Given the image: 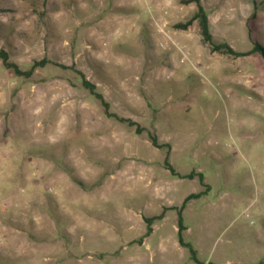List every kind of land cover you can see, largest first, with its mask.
<instances>
[{"label":"rangeland","instance_id":"obj_1","mask_svg":"<svg viewBox=\"0 0 264 264\" xmlns=\"http://www.w3.org/2000/svg\"><path fill=\"white\" fill-rule=\"evenodd\" d=\"M264 47V0H201ZM182 0H0V264H264V57ZM184 48L186 57L180 50ZM74 65L110 109L82 87ZM184 239L178 240L177 209ZM164 211L146 231L145 217Z\"/></svg>","mask_w":264,"mask_h":264},{"label":"trees","instance_id":"obj_2","mask_svg":"<svg viewBox=\"0 0 264 264\" xmlns=\"http://www.w3.org/2000/svg\"><path fill=\"white\" fill-rule=\"evenodd\" d=\"M182 2L183 3L194 2L196 4L197 9H196L195 13L187 21L176 23L175 25L177 27L186 28L189 24H191V22L193 20L198 19L199 23H200V27H201L202 37H203L205 42L210 44L211 49L213 51L228 52V53H231V54L236 55V56L250 54L252 52L257 51L264 57V47L260 42H254L252 49L249 51H245V52L234 50L232 48V46H230L226 42H216L213 38L211 31H210L208 14H207V11L202 4V1L201 0H182ZM0 60L2 61L4 67L9 69L13 74H15L17 76H23L26 78L31 77L33 75L34 71L38 67H44L45 65H47L48 63L51 62L47 58H41L38 60H34L28 68H21L18 65V63H16L15 61H13L10 58L9 53L3 48H0ZM55 64L59 65L63 68L72 69L73 71L78 73L82 87L87 89L91 95H93L94 97H96L100 101L101 105L104 108V112L108 117H113V118L119 120L120 122H124L130 126H133L134 132L137 134L142 133L143 131H146L152 145L159 147V148H165L166 150H165V156H164V165L168 169H170L173 174L179 175L180 177L190 178V179L194 178L197 175L199 177V180L202 183H204V174L201 171H199V172L191 171V172L184 173V174L177 172L175 170L174 166L172 165V163L170 162V158H169L170 157V144L159 142L158 136L156 133H154L151 130H148L147 128H145L143 126H141L138 122L132 120L131 118L121 116L118 113L111 111L110 103L105 99L102 92H100L97 89L96 84L93 83L92 81H90L80 69L76 68L74 65L67 66L65 64L56 63V62H55ZM199 195H200V193L188 194L184 198L180 207L177 209V217H178V232H177V234H178L179 243H180V245L187 247L189 249L192 257L195 260H198L197 259V250L189 242H187L183 236V230L186 228V226L184 224L182 210L185 207V205L189 199H191L192 197H195V196H199ZM163 217H164V211H162L161 213H159L157 215L145 217L146 231H145L144 236H147L152 232L153 221L156 219H162Z\"/></svg>","mask_w":264,"mask_h":264},{"label":"built area","instance_id":"obj_3","mask_svg":"<svg viewBox=\"0 0 264 264\" xmlns=\"http://www.w3.org/2000/svg\"><path fill=\"white\" fill-rule=\"evenodd\" d=\"M180 50L183 52V54H184L185 57H186V55H187L188 52H186L184 48H181Z\"/></svg>","mask_w":264,"mask_h":264},{"label":"crops","instance_id":"obj_4","mask_svg":"<svg viewBox=\"0 0 264 264\" xmlns=\"http://www.w3.org/2000/svg\"><path fill=\"white\" fill-rule=\"evenodd\" d=\"M221 264H224V263H221Z\"/></svg>","mask_w":264,"mask_h":264}]
</instances>
